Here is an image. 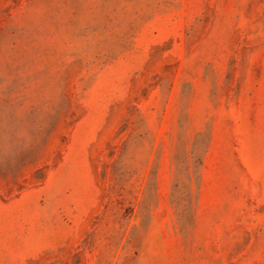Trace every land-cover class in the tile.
<instances>
[{"label":"rangeland","instance_id":"obj_1","mask_svg":"<svg viewBox=\"0 0 264 264\" xmlns=\"http://www.w3.org/2000/svg\"><path fill=\"white\" fill-rule=\"evenodd\" d=\"M0 264H264V0H0Z\"/></svg>","mask_w":264,"mask_h":264}]
</instances>
